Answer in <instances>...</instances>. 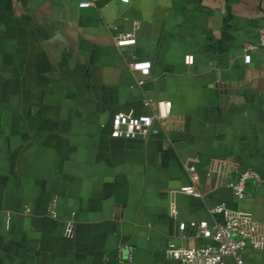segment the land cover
<instances>
[{"label":"crops","instance_id":"1","mask_svg":"<svg viewBox=\"0 0 264 264\" xmlns=\"http://www.w3.org/2000/svg\"><path fill=\"white\" fill-rule=\"evenodd\" d=\"M78 1L0 0V264H180L169 240L208 239L178 222L222 221L207 211L218 201L251 212L264 233V48L243 61L264 0ZM124 33L135 43L116 45ZM134 58L151 61L142 83ZM158 98L171 100L163 125L111 134L114 112L151 113ZM215 156L260 180L236 198L206 176ZM185 164L202 196L174 191L189 182ZM242 255L264 264V250Z\"/></svg>","mask_w":264,"mask_h":264},{"label":"built area","instance_id":"2","mask_svg":"<svg viewBox=\"0 0 264 264\" xmlns=\"http://www.w3.org/2000/svg\"><path fill=\"white\" fill-rule=\"evenodd\" d=\"M96 0H79L80 7L94 5ZM128 1V0H122ZM258 39L256 43H248L243 47V61L250 62V50L264 48V18L258 26ZM135 43V37L130 33L118 34L115 36V44L118 46L131 45ZM192 55L186 54L184 61L192 62ZM151 61L148 59L134 58L129 63L130 70L138 75L137 83H142L141 76L149 73ZM145 104L152 100L143 99ZM155 110L151 113L141 112L134 114L131 111L119 110L114 112L111 118V134L113 136L132 137L144 136L147 134L154 120L162 125L167 121L171 100L158 98L153 100ZM189 176V182L182 184L177 190L195 196H202L203 192L198 186L199 174L193 164H185ZM229 174H234L230 177ZM206 176H213L217 183L228 186L236 198L245 194V182L248 178L260 180L259 172L253 168L240 166L238 162L225 156H215L206 172ZM28 210V208H27ZM54 215V210H49ZM208 213L222 214L223 220H208L207 218L180 220L178 229L185 231L190 229L195 235L203 236L208 242L199 246L177 245L172 240L167 242L165 254L174 258L180 264H227L225 256H230L232 264H247L243 258V251L246 247L264 250V233L259 228L257 221L252 217L251 212L238 208H229L224 202L218 201L207 208ZM169 212L176 215V204L172 199L169 203ZM126 254L123 256L122 251ZM132 246L127 243L117 245L116 252L120 262H128L132 258Z\"/></svg>","mask_w":264,"mask_h":264}]
</instances>
